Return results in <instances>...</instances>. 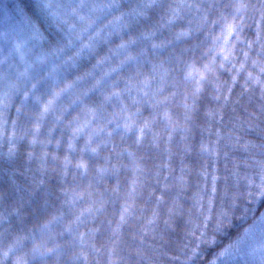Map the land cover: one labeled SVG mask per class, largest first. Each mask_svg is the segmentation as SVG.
<instances>
[{
	"label": "trees",
	"instance_id": "trees-1",
	"mask_svg": "<svg viewBox=\"0 0 264 264\" xmlns=\"http://www.w3.org/2000/svg\"><path fill=\"white\" fill-rule=\"evenodd\" d=\"M39 2L40 0H0V19L7 23L8 35L21 34L23 31L30 40H22L21 45L18 44L22 48L19 50L24 59L22 63L25 62L29 68L26 77L29 86L23 87L22 81L17 83L13 77L7 79L11 70L4 67L0 70V94L8 91L7 85H16V89L10 92V107L6 113L9 131L11 121L17 119L16 108L20 107L22 102L27 110L36 97L47 100L53 93L60 92L54 105L55 110L44 121L47 127L55 116L60 114V109H67L66 116H75L85 105L94 107L112 90L113 81H118L120 87H123L121 77L135 70V62H129L127 58L135 56L140 45L123 49L119 45L130 36L136 35L135 28L140 27L143 30V24L150 25L159 19L158 13L150 14L151 19L140 18V25H135L133 29L114 21V17L119 16L121 12L127 13L140 0H48L53 7L44 12L36 9L35 5ZM113 2L119 3L121 7L116 10L104 7ZM188 2L210 6L224 0ZM17 6L23 8V13ZM207 14L210 20L216 19L215 10H210ZM28 17L31 18V23ZM110 21L113 23L110 24ZM181 27H187L186 20L181 21L171 31L162 28L156 33L153 42L172 40L173 32L179 31ZM219 33L218 25H206L200 31H194L191 37L174 41L167 49H161L160 58H166L173 53L178 55L189 45L199 44L195 57L191 52H186L184 61L191 62L196 59L198 63H202L204 61L201 59V53L212 47L213 36ZM254 33V25L245 27L242 39L254 38ZM236 47L234 62L243 59L240 49L244 48V45L240 43ZM252 55L254 56L255 52ZM22 65L19 61L21 70L24 69ZM165 67L172 71L164 94L177 92L169 105L173 118L176 119L184 113L183 87L174 89L171 84L173 80H181L183 61L166 62ZM113 68L117 71H111ZM231 75L232 73L224 71L220 78L230 81ZM69 84L72 85L71 88L60 91L66 89ZM24 92L29 93L27 100L24 99ZM213 95L212 86L207 85L196 111L192 114L193 120L187 125L188 131L176 133L170 145L174 153L171 160L174 171L171 176L175 177L181 175V154L184 145L189 144L192 147V151L183 157V165L186 166L183 186L173 187L161 204L155 203V196L161 195L164 177L169 175L168 170L163 171L159 177L161 184L156 183L157 167L167 160V154L163 152L166 145L161 142L159 150L149 149L138 153L145 157L141 163L146 172L139 177L143 187L138 188L139 194L133 205V214L121 227L116 244L111 242V229L119 220L122 199L112 197L102 216L95 222L89 219L87 226L79 229L83 232L89 228H100L94 242L101 251L99 254L89 255L90 264H96L97 260L100 264H106L109 259L108 249L112 247L116 253L112 257L114 264H213L225 249L236 245L237 240L245 237L246 229L258 226L256 222L261 213H264V198L248 195L249 191L255 193L256 188L254 185L249 187L246 177L254 178L255 182L259 183L260 164L264 162V96L261 95L259 86H244L243 74L233 87L227 104L223 99L215 101ZM210 111L215 115H208ZM148 114L149 111L145 110L144 115ZM181 123L183 124L182 120ZM156 130L166 139L162 122L157 124ZM182 136L186 139H182ZM202 142L216 147L219 155L201 154L199 148ZM116 143L120 144L119 138H116ZM54 147L55 145H50L49 151ZM64 147L66 148V145ZM8 148L6 139H0V250L6 248L17 236L27 237L17 255L27 253L29 264H73V252H78L79 249H71L67 244L71 237L64 229L72 217L69 214L70 205L65 203L60 187L73 189L80 181L73 183L71 175L64 181L59 168L53 171L51 160L42 168L36 158L41 152L39 145L33 148L27 140H18L11 156L8 155ZM29 152H34L32 159H29ZM60 154H64V148ZM94 162L104 163L102 158ZM112 163L117 161L113 159ZM123 163L127 164L128 160L124 159ZM204 166L207 167V182L201 175ZM213 175L217 176L218 180L214 199L210 204L209 200L213 197ZM133 178L134 174L130 168H120L118 176L109 174L99 186L101 190L104 187L110 189L119 180L122 195ZM87 183V180L83 181L81 189ZM152 188L157 191L153 198L149 199L148 194ZM222 208L228 209L229 215L221 229L214 232L213 225ZM209 209L212 220L209 227L204 229L203 223L209 215ZM154 211L157 213L155 217ZM53 217L61 219L53 221ZM148 219H153L154 222L149 225ZM107 220H112L111 226ZM62 232L63 235H57ZM201 232H206V235L202 237ZM260 234L262 233L259 232L254 238L255 241ZM33 242H43L46 248H56V251L54 254L33 256ZM251 242L249 238L248 243L252 244ZM0 259L4 260V264H12V257Z\"/></svg>",
	"mask_w": 264,
	"mask_h": 264
},
{
	"label": "snow or ice",
	"instance_id": "snow-or-ice-1",
	"mask_svg": "<svg viewBox=\"0 0 264 264\" xmlns=\"http://www.w3.org/2000/svg\"><path fill=\"white\" fill-rule=\"evenodd\" d=\"M17 7L23 13V8ZM35 7L44 12L51 9L53 5L48 0H40ZM104 7L116 10L121 5L113 2ZM210 10H215L216 19H209L207 13ZM157 13L159 19L150 25L143 24V30L140 27L135 28L136 35L130 36L127 41L119 45L122 49L140 45L137 54L127 58L129 62H135V70L131 74L121 77L123 87H120L118 81H113L112 90L107 92L103 100L94 107L85 105L75 116H71V114L66 116L67 109H60V114L56 115L55 119L45 127L44 121L55 110L54 105L60 92L53 93L51 98L47 100L36 97L35 102L27 110L23 102L20 107L16 108L17 119L11 121V130L9 131L6 113L10 107V92L16 89V85H7L8 91L0 94V139H6L9 145L8 155H13L18 140H27L33 148L37 145L40 146L41 152L36 158L40 161L42 168L46 167L51 160L54 166L53 171L59 168L64 181L69 175L72 176L73 183L80 181L73 189L60 187L65 203L70 205L69 214L72 217L64 229V232L71 237L67 244L71 249H79L78 252H73V264H90L89 255L100 253L101 249L97 248L94 242L100 228H89L83 232L79 229L82 226L86 227L89 219L95 222L99 216H102L106 212L107 204L109 200H112V197L123 200L119 210V220L116 222V226L111 229L112 237L110 239L113 245L116 244L121 227L127 222V218L133 214V205L139 194L138 188L143 187L139 177L146 172L141 163L145 157L138 155L139 152L149 149L159 150L161 142L166 145L163 152L167 154V160L157 167L155 172L156 183L161 184L159 177L163 171L168 170L169 175L164 177L165 182L160 189L161 195L155 196L157 205L164 201L165 195L170 189L183 186L185 180L183 173L186 167L183 165V157L192 151V147L189 144L184 145L181 154V175L175 177L171 176L172 171H174L171 166L174 153L170 145L176 133L188 131L187 125L193 120L192 114L196 111L201 94L207 85L212 86L215 101L219 102L223 99L224 103L227 104L233 87L243 74L244 86H259L261 95L264 96V0H255V2L253 0H224L222 3L216 2L210 6L203 3H189L188 0H171V2L169 0H140L127 13L121 12L119 16L114 17V21L121 26L133 29L135 25H140V18L151 19L150 14ZM193 13L195 14L193 15ZM27 19L31 23V18L28 17ZM185 20L187 27H181L179 31L173 32L172 40L161 41L160 43L153 42L156 33L162 28H168L171 31L181 21ZM109 23L111 24L113 21ZM209 24L214 27L218 25L220 33L213 36L212 47L201 53V59L204 62L198 63L196 59H192L191 62L184 61L186 52H191L192 56L195 57L196 49L200 47L199 44L189 45L178 55L173 53L166 58H160L161 49H167L174 41L191 37L194 31H200ZM252 25L255 26L254 38L242 39L245 27ZM240 43L244 45V48L240 49L243 59L234 62L237 55L236 46ZM253 52H255L254 56L252 55ZM182 61V78L179 81L173 80L171 87L174 89L183 87L182 106L184 113L182 117L174 119L169 105L175 99L177 92L172 91L167 95L164 94L166 82L172 71V69L165 67V63H180ZM111 71L116 72L117 69L113 68ZM224 71L232 73L230 81L221 80L220 75ZM154 85L156 86L154 87ZM71 87L72 85L69 84L66 89L60 91H66L67 88ZM23 96L27 100L29 93L24 92ZM145 110L149 111L148 116L144 115ZM208 115L214 116L215 113L210 111ZM161 122L163 123V132L166 133V139L160 131L156 130L157 124ZM116 138H119L120 144L116 143ZM181 138L186 139L185 136ZM50 145H55L52 151H49ZM62 148H64V154L61 156ZM199 151L201 154L219 155L216 147L211 144L206 145L203 142L200 144ZM28 156L29 159H32L34 152H29ZM99 158L103 159V164L94 162ZM113 159L117 163H112ZM124 159L128 160L127 164L123 163ZM120 168H130L134 174V178L122 195L119 180L110 189L104 187L101 190L99 185L105 180V177L109 174L118 176ZM201 175L207 182L206 166L203 167ZM246 179L250 188L253 185L256 188L255 193L249 191L248 195L264 198V162L260 164L258 184L254 178L246 177ZM85 180L88 183L81 189V184ZM211 180L213 197L209 200L210 204L214 199L218 177L213 175ZM156 191V188L151 189L148 194L149 199L153 198ZM77 205L81 206L77 207ZM210 213L211 209H209V215L205 217L204 229L209 227V222L212 220ZM156 215L157 213L154 211L153 217ZM228 215V209L222 208L220 210L213 225L214 232L221 229ZM59 219L61 217L52 218L53 221ZM51 222L49 221V223ZM153 222V219L147 221L149 225ZM107 223L111 226L113 222L107 220ZM256 223L264 235V213H261ZM251 228L252 226L245 230V236L248 235ZM64 232L57 235H63ZM204 235L206 232H201V236ZM26 239L27 237H15L7 244L6 248L0 250V258L12 257V264H29L26 258L27 253L17 255ZM242 242L243 238L237 240L236 245L238 246ZM232 247L233 245H230L221 255L228 254ZM55 251L56 248H46L43 242L40 244L33 242L31 249L33 256H43L46 253L54 254ZM237 251H239L238 247ZM256 251L259 252V264H264V243L259 246V249H253V252ZM115 254L114 247L108 249L109 259L106 264H114L112 257ZM193 254H195V250H193ZM0 264H4L3 259H0ZM96 264H100V261L97 260Z\"/></svg>",
	"mask_w": 264,
	"mask_h": 264
},
{
	"label": "rangeland",
	"instance_id": "rangeland-1",
	"mask_svg": "<svg viewBox=\"0 0 264 264\" xmlns=\"http://www.w3.org/2000/svg\"><path fill=\"white\" fill-rule=\"evenodd\" d=\"M2 21L0 19V44L2 45L0 48V70L2 67L11 70V75L7 79L13 77L17 83L22 81V86L27 88L29 86V80L26 77H28L27 72L29 68L25 65V62L22 63L24 59L19 51L22 48L18 44L21 45L22 40H27V42L30 40L23 31H21V34L8 35L7 31L9 28L7 27V23ZM11 29L14 31L13 28ZM17 60L21 61V65L23 64V70L20 69L19 61ZM259 232H261L259 225L252 228L248 235L243 237L242 243L238 246L234 245L229 249L228 254L221 255L213 264H259V252H253V249H259V246L264 243L262 234H260L256 241L254 239ZM249 238L252 240V244L248 243ZM237 247L239 251H237Z\"/></svg>",
	"mask_w": 264,
	"mask_h": 264
}]
</instances>
